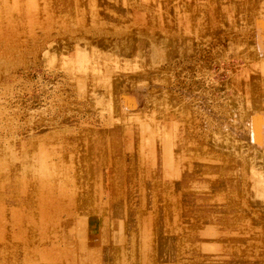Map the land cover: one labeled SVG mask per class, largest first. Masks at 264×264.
I'll return each mask as SVG.
<instances>
[{
	"label": "rangeland",
	"instance_id": "374dc122",
	"mask_svg": "<svg viewBox=\"0 0 264 264\" xmlns=\"http://www.w3.org/2000/svg\"><path fill=\"white\" fill-rule=\"evenodd\" d=\"M0 264H264V0H0Z\"/></svg>",
	"mask_w": 264,
	"mask_h": 264
}]
</instances>
